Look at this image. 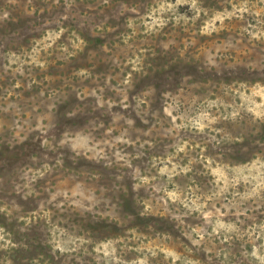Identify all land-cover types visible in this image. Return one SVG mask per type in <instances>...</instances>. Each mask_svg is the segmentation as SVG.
<instances>
[{
	"label": "rangeland",
	"instance_id": "obj_1",
	"mask_svg": "<svg viewBox=\"0 0 264 264\" xmlns=\"http://www.w3.org/2000/svg\"><path fill=\"white\" fill-rule=\"evenodd\" d=\"M0 264H264V0H0Z\"/></svg>",
	"mask_w": 264,
	"mask_h": 264
}]
</instances>
